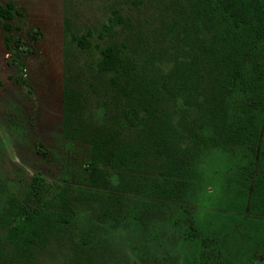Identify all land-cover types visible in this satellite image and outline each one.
I'll return each mask as SVG.
<instances>
[{"label": "rangeland", "instance_id": "obj_1", "mask_svg": "<svg viewBox=\"0 0 264 264\" xmlns=\"http://www.w3.org/2000/svg\"><path fill=\"white\" fill-rule=\"evenodd\" d=\"M6 1L21 15L13 14L8 31L0 23V213L14 198L47 211L65 209L70 217L33 244L27 258L17 257L0 229L2 264H264V243L243 253V261L232 249L198 248L222 175L247 165L242 144L196 146L181 132L190 114L182 97L164 95L155 113L169 123L176 151L188 145L197 150L194 168L178 199L141 193H150L161 176L159 159L136 160V124L122 127L125 103L108 74L95 68L99 49L114 42L135 72L137 59L147 77L157 78L183 53L180 37L187 26L172 17L184 0L0 3ZM116 14L121 20L104 29L103 22ZM74 33L84 35L87 45L80 46ZM66 79L77 94L87 139L62 133ZM116 83L122 85L120 79ZM108 135H114L109 146L124 153V162L97 160L100 179L94 184L86 169L87 140Z\"/></svg>", "mask_w": 264, "mask_h": 264}, {"label": "trees", "instance_id": "obj_2", "mask_svg": "<svg viewBox=\"0 0 264 264\" xmlns=\"http://www.w3.org/2000/svg\"><path fill=\"white\" fill-rule=\"evenodd\" d=\"M183 3H178L179 12L172 17V21L185 20L187 26L180 37L183 53L176 55L157 78L147 77L137 59L135 72L134 62L124 57L114 42L99 49L95 68L108 74L107 80L125 103L122 127L136 124V160L147 156L159 159L161 176L152 183L150 193H141L178 199L194 168L197 150L188 145L182 153L176 151L169 137V123L155 113L164 95L182 97L190 114L181 122V132L196 146L210 147L229 140L242 144L247 165L222 175L215 209L204 218L198 248L232 249L243 261V253L264 243V0ZM14 13L21 15V10L11 1L0 3L4 30L11 28L9 19ZM116 16L108 17L103 28L109 29L121 20ZM72 37L80 46L87 45L84 35L74 33ZM3 38L7 42L10 33ZM117 79L122 85H117ZM70 80L66 79L62 91V133L87 139ZM131 116H136V123ZM114 138L108 135L87 140L91 154L86 169L94 184L100 179L97 160L112 166L124 162V153L109 146ZM12 200L0 213V229L17 257H30L32 245L45 240L56 223L70 217L65 209L47 211ZM3 254L0 249V258Z\"/></svg>", "mask_w": 264, "mask_h": 264}]
</instances>
